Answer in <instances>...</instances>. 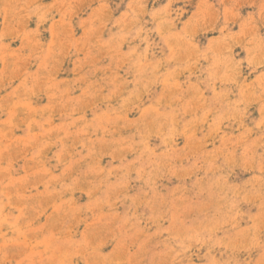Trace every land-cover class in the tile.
I'll return each mask as SVG.
<instances>
[{
  "label": "rangeland",
  "instance_id": "374dc122",
  "mask_svg": "<svg viewBox=\"0 0 264 264\" xmlns=\"http://www.w3.org/2000/svg\"><path fill=\"white\" fill-rule=\"evenodd\" d=\"M0 264H264V0H0Z\"/></svg>",
  "mask_w": 264,
  "mask_h": 264
}]
</instances>
